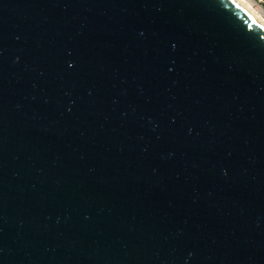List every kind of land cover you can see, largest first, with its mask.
<instances>
[{
  "label": "water",
  "instance_id": "95a60500",
  "mask_svg": "<svg viewBox=\"0 0 264 264\" xmlns=\"http://www.w3.org/2000/svg\"><path fill=\"white\" fill-rule=\"evenodd\" d=\"M0 264H264V30L0 0Z\"/></svg>",
  "mask_w": 264,
  "mask_h": 264
},
{
  "label": "bare ground",
  "instance_id": "6f19581e",
  "mask_svg": "<svg viewBox=\"0 0 264 264\" xmlns=\"http://www.w3.org/2000/svg\"><path fill=\"white\" fill-rule=\"evenodd\" d=\"M250 19H252L260 28L264 30V17L257 11L248 0H230Z\"/></svg>",
  "mask_w": 264,
  "mask_h": 264
},
{
  "label": "built area",
  "instance_id": "2783aa9c",
  "mask_svg": "<svg viewBox=\"0 0 264 264\" xmlns=\"http://www.w3.org/2000/svg\"><path fill=\"white\" fill-rule=\"evenodd\" d=\"M248 1L264 17V0H248Z\"/></svg>",
  "mask_w": 264,
  "mask_h": 264
}]
</instances>
